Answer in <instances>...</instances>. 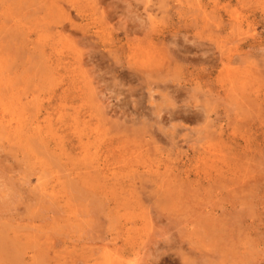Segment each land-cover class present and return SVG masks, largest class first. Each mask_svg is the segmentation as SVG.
Listing matches in <instances>:
<instances>
[{
	"label": "rangeland",
	"instance_id": "374dc122",
	"mask_svg": "<svg viewBox=\"0 0 264 264\" xmlns=\"http://www.w3.org/2000/svg\"><path fill=\"white\" fill-rule=\"evenodd\" d=\"M0 264H264V0H0Z\"/></svg>",
	"mask_w": 264,
	"mask_h": 264
}]
</instances>
